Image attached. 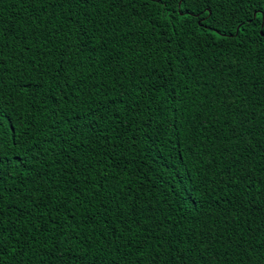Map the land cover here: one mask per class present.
<instances>
[{"label":"trees","instance_id":"1","mask_svg":"<svg viewBox=\"0 0 264 264\" xmlns=\"http://www.w3.org/2000/svg\"><path fill=\"white\" fill-rule=\"evenodd\" d=\"M262 5L264 0H254L245 11ZM101 11L103 16L97 15ZM166 15L142 0L128 8L0 0V16L16 23V34L8 37L0 57L7 61L0 81L20 114L30 118L33 102L44 109L37 115L41 137L47 134L51 140L57 129L70 127L69 121L79 122L77 113L109 105L125 90L130 102L140 93L142 109L134 110V103L131 108L114 105L116 115L130 122L127 134L113 118L104 125L107 139L87 134L69 138L75 151L68 144H52L44 162L54 163L41 191L26 199L5 193L4 221L16 226L11 239L21 243L9 248L3 264H81V258L91 264H148L153 257L158 264H264V49L251 41L242 49H200L181 29L187 51L177 59L155 27ZM85 25L89 36L80 37ZM168 35L180 38L171 29ZM83 40L89 43L81 51ZM68 46L70 55L63 57ZM61 59L72 65L68 92H78L79 101L72 96L71 106L65 101L57 108L53 100L45 106L47 90L33 96L31 89L17 88L41 79L46 68L51 73L49 66ZM174 63L187 67L173 94L178 98L170 106L165 103L163 112H150L148 104L155 107L162 93L150 101L140 92L143 82L136 81L147 80L157 66ZM43 79L52 83L50 75ZM55 91L59 96L64 90ZM177 117L179 133L168 125ZM121 136L123 145L115 147ZM146 137L156 144L145 143ZM174 149L184 152L182 160ZM77 159L79 170L73 167ZM177 162L191 195L172 178ZM101 179L103 189L98 188ZM16 182L9 178L5 187ZM69 184L86 190L85 196L58 191ZM58 197L67 202L68 212L76 213L75 221L63 215L66 209ZM29 212L31 216L25 214Z\"/></svg>","mask_w":264,"mask_h":264},{"label":"snow or ice","instance_id":"2","mask_svg":"<svg viewBox=\"0 0 264 264\" xmlns=\"http://www.w3.org/2000/svg\"><path fill=\"white\" fill-rule=\"evenodd\" d=\"M32 2L33 0H20V3H27L29 5ZM73 2L81 6L91 5L92 7H96L99 4H108L110 8L120 6L128 8L132 6L135 0H58V6L63 7L65 3L72 4ZM253 2L254 0H142L144 5L154 4L157 9L167 14L162 18L163 22L155 25V27L160 29L159 35L163 38L162 42L166 46L174 48L177 59L181 52L187 51L183 38L180 37L181 29H183L185 36L190 37L191 43L200 49H204L205 47L220 50L226 48L242 49L248 46L250 41L253 44H259L264 49V5L252 8L250 12L245 11V5L250 6ZM103 14V11L97 13L100 16H103ZM100 23L103 24V21H100ZM15 29L16 23L14 21H5L0 16V57L3 56V49L9 46L6 43L8 37L16 34ZM169 29H171L173 36L180 38L174 40L173 37L169 36ZM78 34L80 37H88L87 26L81 27ZM28 38L27 36L25 37V39ZM88 43L87 40L81 41L79 43L80 50L83 51L87 48ZM70 50L71 46H68L67 50L62 53V56L68 57ZM27 51L30 52L31 48H27ZM65 65H68V67ZM49 67L51 68V73L46 68L41 79L35 83L29 82L25 84L21 82L17 85V88H29L31 89L30 94L33 96L38 95L41 90H47V98L42 100V104L45 106L49 100L55 101L57 108H60L65 101L71 106L72 96H76V100L79 101L80 96L78 92L75 90L68 92V88L73 87L70 74L72 65L69 61L61 59L59 63H54ZM6 70L7 61L0 59V73ZM186 71V65L174 63L169 66L166 64L163 69L160 66L153 68L147 80L142 76L136 81L137 85L143 82L144 86L140 87V92H143L150 101L152 100V96L162 93L159 99L155 101V107L151 103L148 104L150 112H163L165 103L170 106L171 99L178 98V96L174 97L173 94L176 93L180 85L179 77L185 75ZM48 75H50L52 83L43 79V76ZM55 89H63L64 91L57 96ZM25 94L27 95L28 93ZM139 95V92L136 93L130 102L129 92L125 90L118 97L112 98L109 105L97 108L91 111L90 114L77 113V116L80 117L79 122L73 123L69 121L70 127L68 129L63 132L57 129L56 134L49 140L47 134L43 137L40 136L43 128L37 121V115L44 109L37 108L35 102H33L29 106L32 110L30 118H27L24 114H20L16 105V99L4 94L3 83L0 81V264H3L4 256L8 254L10 247L21 243L19 238L16 240L11 239L16 231V226L4 221L5 193H21L26 199L32 192L41 191L45 178L49 175V170L52 168V163H54V161L51 163L44 162V158L51 151L52 144H56V147L68 144V148L75 151L77 145L74 142L69 144V138L87 134L90 138L98 136L100 139H107L108 137L104 135L107 131L104 125L110 123L113 118L118 122V126H123L124 133L127 134L130 131V122L126 123L122 117L117 116L116 113L119 112V108L113 106L124 105L131 108L134 103L136 105L134 110L142 111L138 103ZM168 125L176 133L180 132L179 117L169 121ZM144 127L150 128L151 123L146 122ZM235 132H238V130H235L234 134ZM56 136L60 138L59 143L56 141ZM138 139L139 137H136L131 142L135 143ZM144 142L156 144L155 140L147 137ZM45 145H49V147L46 148ZM122 145L123 136L120 137V141L115 147H121ZM6 150L11 151L12 155L6 157ZM64 151H67V149H64ZM174 151H176L179 160L184 158L183 151L175 149ZM67 158L70 161L72 160L71 152L68 153ZM159 162L157 160V163ZM163 166L167 168V165ZM73 167L79 170V159L73 162ZM94 167L95 165H93ZM174 168L172 178L176 181L177 185L184 184L183 191L185 195H191L193 189L187 187L185 173L181 172L178 162L174 165ZM17 169H19L18 172L16 171ZM72 175H76V172L74 171ZM177 177L180 178L176 179ZM9 178L18 182L14 183L11 187H5ZM114 179H118V176L114 177ZM29 184L34 187L29 188ZM104 187V181L101 179L98 188L103 189ZM25 189H27V192ZM58 191L78 193V197L76 198H79L85 196L86 190L79 188L78 185L73 186L69 184L67 187L58 189ZM92 194H98V191ZM58 198L62 199L61 206L66 209L63 215H71L72 220L75 221L76 213L68 212L67 202H64L62 197ZM80 206L83 207L84 205L81 204ZM55 210L59 212V207ZM25 214L31 216L30 212ZM19 218L18 216L17 219ZM53 223L61 228L63 227L59 221L54 220ZM75 238L79 239L78 236ZM144 246L147 247V244ZM20 254L23 255L22 250ZM81 264H91V262H85L81 258ZM141 264H144L143 260H141ZM148 264H158V261L153 257Z\"/></svg>","mask_w":264,"mask_h":264}]
</instances>
